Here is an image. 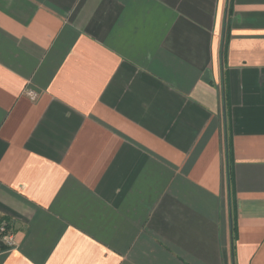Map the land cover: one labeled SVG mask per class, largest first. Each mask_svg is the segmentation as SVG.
<instances>
[{
    "label": "crops",
    "instance_id": "crops-1",
    "mask_svg": "<svg viewBox=\"0 0 264 264\" xmlns=\"http://www.w3.org/2000/svg\"><path fill=\"white\" fill-rule=\"evenodd\" d=\"M0 218V264H264V0H0Z\"/></svg>",
    "mask_w": 264,
    "mask_h": 264
},
{
    "label": "built area",
    "instance_id": "built-area-1",
    "mask_svg": "<svg viewBox=\"0 0 264 264\" xmlns=\"http://www.w3.org/2000/svg\"><path fill=\"white\" fill-rule=\"evenodd\" d=\"M29 95L31 93H28ZM30 97L32 98V96L30 95ZM14 236H13V232L10 229V227L2 224L0 225V243L5 245L6 248H11L14 246Z\"/></svg>",
    "mask_w": 264,
    "mask_h": 264
},
{
    "label": "trees",
    "instance_id": "trees-1",
    "mask_svg": "<svg viewBox=\"0 0 264 264\" xmlns=\"http://www.w3.org/2000/svg\"><path fill=\"white\" fill-rule=\"evenodd\" d=\"M6 225L9 227L8 223H7V220L5 218H0V225ZM0 249H3L2 245L0 244Z\"/></svg>",
    "mask_w": 264,
    "mask_h": 264
},
{
    "label": "rangeland",
    "instance_id": "rangeland-1",
    "mask_svg": "<svg viewBox=\"0 0 264 264\" xmlns=\"http://www.w3.org/2000/svg\"><path fill=\"white\" fill-rule=\"evenodd\" d=\"M13 240H14V239H13ZM0 244H1V243H0ZM1 245H2V247H3V248H6V246H5V245H3V244H1Z\"/></svg>",
    "mask_w": 264,
    "mask_h": 264
}]
</instances>
